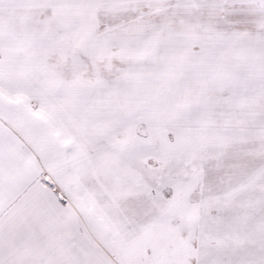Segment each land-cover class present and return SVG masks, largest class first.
Returning a JSON list of instances; mask_svg holds the SVG:
<instances>
[{
  "label": "snow or ice",
  "instance_id": "6c2138e0",
  "mask_svg": "<svg viewBox=\"0 0 264 264\" xmlns=\"http://www.w3.org/2000/svg\"><path fill=\"white\" fill-rule=\"evenodd\" d=\"M0 264H264V0H0Z\"/></svg>",
  "mask_w": 264,
  "mask_h": 264
}]
</instances>
